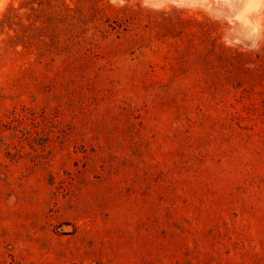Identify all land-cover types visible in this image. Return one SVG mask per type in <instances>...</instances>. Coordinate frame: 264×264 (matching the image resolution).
Listing matches in <instances>:
<instances>
[{
  "label": "rangeland",
  "instance_id": "374dc122",
  "mask_svg": "<svg viewBox=\"0 0 264 264\" xmlns=\"http://www.w3.org/2000/svg\"><path fill=\"white\" fill-rule=\"evenodd\" d=\"M0 264H264V0H0Z\"/></svg>",
  "mask_w": 264,
  "mask_h": 264
},
{
  "label": "trees",
  "instance_id": "16d2710c",
  "mask_svg": "<svg viewBox=\"0 0 264 264\" xmlns=\"http://www.w3.org/2000/svg\"><path fill=\"white\" fill-rule=\"evenodd\" d=\"M131 17H132V16H131ZM131 17H130V18H131ZM132 18H133V17H132ZM197 23H201V24H202L203 22H198V21H197Z\"/></svg>",
  "mask_w": 264,
  "mask_h": 264
}]
</instances>
